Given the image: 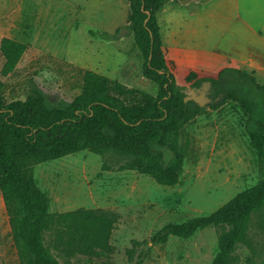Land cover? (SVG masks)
<instances>
[{
	"label": "rangeland",
	"instance_id": "obj_1",
	"mask_svg": "<svg viewBox=\"0 0 264 264\" xmlns=\"http://www.w3.org/2000/svg\"><path fill=\"white\" fill-rule=\"evenodd\" d=\"M130 17L129 0H0V45L4 37L28 44L9 74L3 73L0 49L5 100L28 98L32 82L73 100L86 70L157 94L158 84L142 73L144 58L128 27ZM123 28L128 30L121 34ZM172 69L187 96L210 98V82L194 86L182 63ZM245 118L242 107L229 101L207 107L188 123L179 135L184 158L173 185L136 166L135 144L124 151L93 141L58 158L27 163L49 198L50 212L102 209L112 219L105 247L98 254L78 253L69 264H213L219 227L185 237L166 226L208 215L264 177ZM248 237L250 244L238 243L232 251V264H264V208L252 218ZM0 264H21L1 186Z\"/></svg>",
	"mask_w": 264,
	"mask_h": 264
},
{
	"label": "trees",
	"instance_id": "obj_2",
	"mask_svg": "<svg viewBox=\"0 0 264 264\" xmlns=\"http://www.w3.org/2000/svg\"><path fill=\"white\" fill-rule=\"evenodd\" d=\"M129 1L128 27L144 58L142 73L158 84L157 94L86 70L82 91L73 100L54 97L32 82L28 98L8 102L0 80V186L21 264H69L78 253L98 254L112 223L102 209L50 212L49 198L32 170H26L27 163L58 158L93 141L124 151L135 144L136 166L160 183L173 185L184 158L181 131L207 107L218 109L233 101L246 114L245 131L264 167V84L253 73L232 66L216 77H199L192 71L187 81L197 87L210 82L211 101L201 105L186 100L168 63L158 20V12L170 0ZM0 49L5 57L3 73L9 74L28 44L4 37ZM263 208L264 177L214 212L166 228L186 237L210 225L219 227V251L213 264H232V251L238 243L250 244V222Z\"/></svg>",
	"mask_w": 264,
	"mask_h": 264
},
{
	"label": "crops",
	"instance_id": "obj_3",
	"mask_svg": "<svg viewBox=\"0 0 264 264\" xmlns=\"http://www.w3.org/2000/svg\"><path fill=\"white\" fill-rule=\"evenodd\" d=\"M158 20L171 68L216 77L232 66L264 84V0H170Z\"/></svg>",
	"mask_w": 264,
	"mask_h": 264
},
{
	"label": "water",
	"instance_id": "obj_4",
	"mask_svg": "<svg viewBox=\"0 0 264 264\" xmlns=\"http://www.w3.org/2000/svg\"><path fill=\"white\" fill-rule=\"evenodd\" d=\"M128 29L123 28L121 31V34L124 33L125 31H127ZM186 100L188 99H193L195 101H197L199 104L203 105L204 102L211 100L210 98H208L206 95L202 94L200 96L197 95H192V96H186L185 98Z\"/></svg>",
	"mask_w": 264,
	"mask_h": 264
}]
</instances>
